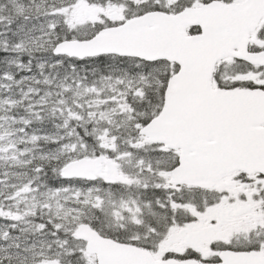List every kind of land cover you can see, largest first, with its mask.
Instances as JSON below:
<instances>
[{
  "label": "snow or ice",
  "instance_id": "snow-or-ice-1",
  "mask_svg": "<svg viewBox=\"0 0 264 264\" xmlns=\"http://www.w3.org/2000/svg\"><path fill=\"white\" fill-rule=\"evenodd\" d=\"M0 264H264V0H0Z\"/></svg>",
  "mask_w": 264,
  "mask_h": 264
}]
</instances>
